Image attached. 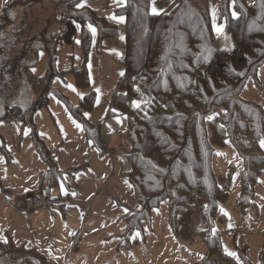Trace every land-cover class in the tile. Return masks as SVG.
I'll list each match as a JSON object with an SVG mask.
<instances>
[{"label": "rangeland", "instance_id": "374dc122", "mask_svg": "<svg viewBox=\"0 0 264 264\" xmlns=\"http://www.w3.org/2000/svg\"><path fill=\"white\" fill-rule=\"evenodd\" d=\"M9 1L0 0V13ZM176 1L150 0V8L154 2L159 12L167 11ZM191 1L211 16L218 46L233 49V36L219 17L221 0ZM82 2L111 21L118 33L102 38L95 24L81 17L68 16L63 23L55 56L58 74L48 81V106H38L34 117L39 139L53 154L58 167L65 170L56 183L43 187L49 198L47 206H28L29 197L40 187L42 171L50 166L46 167L48 162L35 142L32 128L20 119L9 124L0 119V238L3 241L13 238L16 245H35L47 254L51 264H197L210 251L202 231L212 229L219 236L222 253H235L234 258L244 256L257 264L264 259V147L261 146L264 128L261 132L262 126L253 122V132L249 131L242 139L247 129L237 123L233 125V119L237 120L233 111L215 117L214 131L209 130L214 185L221 191L220 199L224 193L220 185L227 194L224 200H219L212 220L209 210L213 208L209 198L203 196L205 191L194 190L202 200L191 194L188 209L178 216L176 230L169 220L168 201L163 200L151 210L150 217L139 220L133 215L129 220L137 227L132 232L131 224L126 227L124 237L119 240L126 244H116L126 226L128 208H142L128 176L132 168L128 159L132 143L127 134V112L110 103L125 72L122 58L127 19L125 14L116 12L125 0H80L79 4ZM233 2L230 1L231 9L236 12ZM53 9V3L46 0L27 4L23 12L28 32L35 28L34 23L38 27L44 25L40 19L47 18ZM89 25L95 28V36ZM84 27L89 31L86 51L82 44ZM48 62L49 57L42 50L33 68L34 77L47 79ZM83 62L88 67V87L79 86L73 72H67L70 68H81ZM91 92L94 106L86 111L88 120L101 126L105 147L113 149L114 154L110 151L102 154L93 147L83 124L71 112L70 107L80 106L84 96ZM30 94L33 98L31 88ZM242 96L264 110V64L257 75L248 78ZM220 119L224 122L219 123ZM246 122L252 126L249 120ZM225 123L232 124L230 129ZM190 135L195 139L197 130L193 129ZM194 146L198 158L210 148ZM252 170L257 173H251ZM246 201L250 203L242 206ZM78 231L77 245L71 250ZM221 252L215 251L214 256L220 257ZM25 254L19 253L22 261ZM30 256L38 258L34 253Z\"/></svg>", "mask_w": 264, "mask_h": 264}, {"label": "trees", "instance_id": "16d2710c", "mask_svg": "<svg viewBox=\"0 0 264 264\" xmlns=\"http://www.w3.org/2000/svg\"><path fill=\"white\" fill-rule=\"evenodd\" d=\"M35 1L10 0L0 13V119L14 107L21 111L18 119L32 128L35 142L50 165L46 178L55 179L61 171L53 154L39 139L33 119L38 108L30 94L33 68L44 50L49 57L43 93V97H47L48 81L58 74L55 53L68 16L92 21L102 38L114 36L118 30L106 17L100 16L98 10L86 5L77 7L80 0H46L53 3V12L45 20L40 19V24L44 25L38 27L34 23L35 28L28 32L23 11L27 4ZM230 1L221 0L219 17L235 41L231 50L218 46L211 16L191 0H177L167 11L158 14L151 12L150 0H125V4L116 9L127 19L122 58L125 72L111 105L127 112V134L132 143L128 153L132 168L128 176L142 204L139 210H128L127 227L133 215L139 220L150 217L151 210L167 200L169 220L176 230L178 216L188 209L194 190L205 191L203 196L209 198L213 208L208 209L212 220L219 200L227 197L220 185L224 193L223 198H219L221 191L213 181V143L209 132L214 131L213 119L233 111L237 117L233 125L237 123L247 129L242 139L249 131L253 132V122L261 125L263 131V107L245 99L242 93L248 78L257 75L264 64V0H233L235 17ZM88 36L89 31L84 27L85 51ZM69 71L73 72L79 86L88 87L90 80L85 62L81 68ZM93 106L94 92H91L84 96L80 106L70 108L83 124L88 139L104 153L101 126L89 121L86 114ZM248 120L252 126L248 125ZM221 122L223 119L219 120ZM231 126L229 124V129ZM193 129L197 130L195 139L190 135ZM194 145L210 148L198 158ZM252 191L254 193V189ZM249 203L242 202V206ZM135 227L132 226L130 232ZM211 230L202 231L210 251L197 264H254L244 256L234 258L222 253L219 236ZM6 241L0 238V264L52 263L36 247L16 245L13 238ZM215 251L221 252L220 257L214 256ZM24 252L22 261L19 253ZM32 253L38 258H32ZM257 264H264V259Z\"/></svg>", "mask_w": 264, "mask_h": 264}, {"label": "built area", "instance_id": "2783aa9c", "mask_svg": "<svg viewBox=\"0 0 264 264\" xmlns=\"http://www.w3.org/2000/svg\"><path fill=\"white\" fill-rule=\"evenodd\" d=\"M56 54V53H55ZM31 86L33 89V98L35 99L36 104L39 107L46 106L47 101L43 97L44 89H45V78L44 77H34L31 79ZM21 111L14 107L12 108L6 117L3 119L6 122H11L20 117ZM49 203V198L46 195L43 189H36L35 192L28 199V206L30 208L36 207H44Z\"/></svg>", "mask_w": 264, "mask_h": 264}, {"label": "crops", "instance_id": "0c3cea01", "mask_svg": "<svg viewBox=\"0 0 264 264\" xmlns=\"http://www.w3.org/2000/svg\"><path fill=\"white\" fill-rule=\"evenodd\" d=\"M57 55V53L55 54V56ZM49 63V62H48ZM68 72V71H67ZM46 73H47V70H46ZM34 76V75H33ZM45 78V77H44ZM118 91V90H117ZM117 91H115V93L117 92ZM114 93V94H115ZM45 99H46V101H47V105L46 106H48V100H47V97H44ZM34 99V98H33ZM35 100V99H34ZM111 103V102H110ZM39 108V107H38ZM38 108H37V110H38ZM36 114V113H35ZM34 117H35V115H34ZM34 117H33V119H34ZM21 120V119H20ZM23 121V120H22ZM12 122V121H11ZM10 122H7V124H9ZM85 131V130H84ZM86 134V133H85ZM87 136V135H86ZM92 146L94 147V145H93V142H92ZM98 148V147H97ZM106 148V147H105ZM98 151V150H97ZM108 151H110V153L111 154H114V150L113 149H111V148H109V150L106 148V152H101L102 154H105V153H107ZM99 152V151H98ZM49 164H47L46 165V167L48 166ZM44 166V165H43ZM50 169V166L47 168V169H45V170H43L42 171V174H41V179H40V187H38V188H36V189H43V187L45 188L46 186H50V185H52V184H54V183H56L57 181H58V178H55V179H47L46 177H47V171ZM60 169V168H59ZM60 171H61V173H60V176L62 175V173L65 171V170H62V169H60ZM42 187V188H41ZM35 189V190H36ZM44 190V189H43ZM194 194H196L197 196H199V198L201 199V196L200 195H198L197 194V192H193L192 193V195H194ZM50 195V194H49ZM192 195H191V197H192ZM190 200V199H189ZM202 200V199H201ZM128 210H129V208H128ZM183 213H181L180 215H179V217H181V215H182ZM125 222H126V226L124 227V230H123V232H122V234H120V236L118 237V239H117V245H124V244H126V242H124L123 241V243L122 242H120L121 241V239L124 237V232H126V227H127V225H128V223H127V221L125 220ZM180 223V222H179ZM80 231V230H79ZM77 232L76 233V235H75V237L73 238V244H72V246H71V250L72 249H74L75 247H76V245H77V241H76V239H77V237H78V234H80V232ZM120 240V241H119ZM29 247H36L35 245H33V246H29ZM37 248V247H36ZM38 249V248H37ZM41 251V250H40ZM42 253H43V251H41ZM44 255H46V257L50 260V258L47 256V254L44 252L43 253ZM51 261V260H50Z\"/></svg>", "mask_w": 264, "mask_h": 264}, {"label": "snow or ice", "instance_id": "6c2138e0", "mask_svg": "<svg viewBox=\"0 0 264 264\" xmlns=\"http://www.w3.org/2000/svg\"><path fill=\"white\" fill-rule=\"evenodd\" d=\"M83 6H84V3L83 2L81 4H78L77 5V7H83ZM151 10H152V13L153 14H158L159 13V10L155 7L154 2H153V7H152ZM232 14H233L234 17L236 16V13L235 12H233ZM112 18L115 19V17H112ZM120 20L122 21L123 20V17H120ZM89 27H90V29H91V31L93 33V36H95V32H96L95 28H93L91 25H89ZM216 31L217 32H220L221 31V28L217 27L216 28ZM209 119H211V117H209ZM261 146L264 147V141H261ZM4 242H7L6 239L4 240ZM227 254L230 255V256H235L236 255L235 253H231V252H229Z\"/></svg>", "mask_w": 264, "mask_h": 264}]
</instances>
